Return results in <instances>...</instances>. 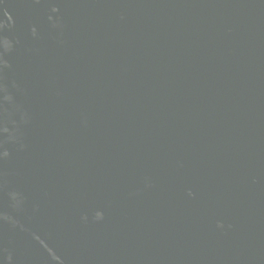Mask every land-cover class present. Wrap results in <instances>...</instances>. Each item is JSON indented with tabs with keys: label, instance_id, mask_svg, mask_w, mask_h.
Segmentation results:
<instances>
[{
	"label": "water",
	"instance_id": "1",
	"mask_svg": "<svg viewBox=\"0 0 264 264\" xmlns=\"http://www.w3.org/2000/svg\"><path fill=\"white\" fill-rule=\"evenodd\" d=\"M0 264H264V0H0Z\"/></svg>",
	"mask_w": 264,
	"mask_h": 264
}]
</instances>
